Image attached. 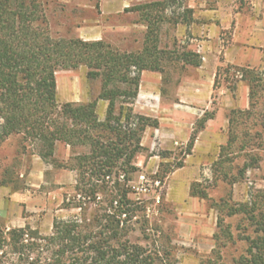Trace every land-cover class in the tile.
<instances>
[{"label": "rangeland", "instance_id": "obj_1", "mask_svg": "<svg viewBox=\"0 0 264 264\" xmlns=\"http://www.w3.org/2000/svg\"><path fill=\"white\" fill-rule=\"evenodd\" d=\"M152 1L161 0H42L53 37L104 40L126 53L143 51L148 30L141 15L127 9ZM164 1V21L156 30L159 50L151 46L164 71L142 72L138 96L132 104L134 112L158 121L157 127H147L143 133V149L134 160L138 169L129 174L128 197L139 207L133 237L144 245L155 243L157 248L171 250L176 264H211V260L235 264L246 252V239L256 237V224L243 210L227 215L228 207L243 209L246 205L255 213L264 211V124L259 117L248 122L252 134L262 133L253 150L256 161L241 176L240 170L251 158L245 152L230 154L233 161L225 163L228 179L224 181L215 177L214 165L221 146L228 143L229 119L215 137L201 139V131L222 103L220 89L234 92L245 84L250 94L241 68H264V0ZM250 31L254 35L247 38L244 34ZM239 42L248 49L262 50L259 65L224 62L225 51ZM187 51L197 55L200 65L193 66L180 58ZM216 60L221 63L215 64ZM213 66L216 70L211 75ZM87 72L85 65L56 72L60 103H85L99 95L101 80L89 79ZM260 95L256 110L264 112V88ZM248 108L250 99L247 108L233 109ZM207 115L212 116L202 126ZM162 119L177 124L179 132L170 125L160 127ZM182 125L184 129L188 126L184 133ZM65 145L57 142L54 155L45 160L35 146L23 141L22 135L0 143V230L30 226L47 235L56 219L79 218L81 213L89 218L95 213V202L88 203L82 212L69 200L76 194L78 178L77 172L70 169L72 159L85 149ZM125 179L120 174L109 181L104 197L108 206L111 199L117 198L114 182ZM194 183L200 184L207 198L192 194ZM226 199L228 206H223ZM219 216L224 218L220 226Z\"/></svg>", "mask_w": 264, "mask_h": 264}, {"label": "trees", "instance_id": "obj_2", "mask_svg": "<svg viewBox=\"0 0 264 264\" xmlns=\"http://www.w3.org/2000/svg\"><path fill=\"white\" fill-rule=\"evenodd\" d=\"M165 5L161 0L127 9L138 12L148 30L143 51L126 53L104 40L53 37L42 0H0V143L22 135L23 141L35 146L45 160L54 155L57 142L73 149L82 147L85 150L73 157L70 166L78 178L76 194L69 200L82 212L88 203L98 206L89 218L81 213L79 218L56 219L47 235L30 226L0 230V264H176L171 250L134 239L139 207L128 197L129 174L138 169L134 160L143 149V133L147 127L158 126L155 119L134 112L132 104L138 96L142 72L164 71L151 46L159 50L156 30L164 21L161 8ZM180 58L200 65L191 51ZM82 65L88 68L89 79L101 80L99 95L85 103H60L56 72ZM241 71L250 87V108L233 109L228 115V143L221 146L214 165L217 180L228 179L225 163L233 161L230 154L245 152L251 158L240 170L241 176L257 159L253 150L262 133L252 134L248 122L259 117L264 124V112L256 110L264 88V68ZM100 99L108 101L104 120L97 113ZM211 116L204 117L202 126ZM120 174L126 179L114 182L117 198L108 206L104 199L108 183ZM199 186L193 184L192 194L207 198ZM222 203L228 206L227 199ZM240 210L256 224L257 235L246 239V252L235 264H264V211L255 213L246 205L243 209L232 205L227 215ZM223 220L218 217L219 226ZM210 263L216 264L213 260Z\"/></svg>", "mask_w": 264, "mask_h": 264}, {"label": "crops", "instance_id": "obj_3", "mask_svg": "<svg viewBox=\"0 0 264 264\" xmlns=\"http://www.w3.org/2000/svg\"><path fill=\"white\" fill-rule=\"evenodd\" d=\"M244 35L248 38V36H253L254 33L250 31V33L246 32ZM235 38H237L238 40L239 37L237 36V34L235 35ZM209 53L214 54L213 52H209ZM262 53H263L262 50H258L254 48L248 49L244 44L239 42V44L232 45L231 47H229L225 51L223 58H224V62L226 63L236 64L240 66H257L262 61V56H263ZM220 63H221L220 60H216L215 62V64L217 65H219ZM213 68L214 70L211 68L212 69L211 70L212 72H210L211 75H213L214 71L216 70V66H213ZM212 85H213V80L210 79V87H212ZM220 94H221L220 97L222 103L221 102L218 103V109L215 113V116L207 121L205 128L201 131V135L203 136L201 137V139L204 137H208V138L215 137L217 133H219V131L224 130L228 123L227 113L231 109L238 107L247 108L249 106V96H248L249 89L245 84L239 85L237 90L234 92H232L228 88L222 87L220 89ZM193 95L198 96L197 94H193ZM97 109H98L99 117L104 118L105 111L107 109V103L104 100H99ZM194 118H196V116ZM167 125L172 126V130H174L176 133L179 132V129L176 127L178 126L177 124H175L174 126L169 124V121H166L164 119L159 120L160 127ZM183 126L184 125L181 126V132L183 130L184 133V131L188 130V126L186 125L187 126L186 129H184ZM64 148H69V146L65 145Z\"/></svg>", "mask_w": 264, "mask_h": 264}]
</instances>
